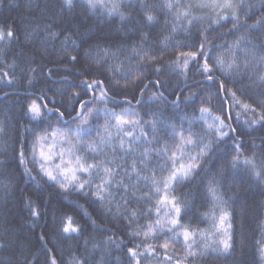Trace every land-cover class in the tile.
I'll use <instances>...</instances> for the list:
<instances>
[{
	"label": "snow or ice",
	"instance_id": "snow-or-ice-1",
	"mask_svg": "<svg viewBox=\"0 0 264 264\" xmlns=\"http://www.w3.org/2000/svg\"><path fill=\"white\" fill-rule=\"evenodd\" d=\"M5 9L0 194L19 187L17 170L35 185L20 194L41 247L24 264H264V0H0ZM113 20L114 33L100 29ZM37 38L41 59L59 41L52 67L23 48L8 59L14 42ZM15 105L28 124H12ZM250 180L261 199L246 228L233 205ZM73 193L87 203L74 202L87 225L52 207ZM96 205L101 219L123 221V235L88 212ZM87 226L101 239L84 236ZM74 236L65 256L54 241ZM18 247L0 237L10 253L0 264H14Z\"/></svg>",
	"mask_w": 264,
	"mask_h": 264
},
{
	"label": "trees",
	"instance_id": "trees-1",
	"mask_svg": "<svg viewBox=\"0 0 264 264\" xmlns=\"http://www.w3.org/2000/svg\"><path fill=\"white\" fill-rule=\"evenodd\" d=\"M19 2H26V0H19ZM34 3L40 2L41 3V7L43 6V2L44 0H33ZM49 2H54V0H49ZM80 9H77V12H79ZM33 15H38L39 16V9H35L32 13ZM200 14V13H197ZM9 15V10L5 9L3 11H0V20H3L6 16ZM12 16H15L16 13L15 11L11 12ZM162 21H163V17H161V25L157 26V29L155 31H153V36L152 39L153 40H158L159 37L157 36V32L159 31V29L162 27ZM97 20L95 17L90 18L87 22V24L85 25L86 27L88 26H94L97 25ZM119 25V21L118 20H113L110 23L108 22H99V27L102 30H106L109 33H114ZM196 28L193 27L192 29V36L187 37V40L189 43L192 42V40L195 38L194 34L196 32ZM223 30V29H221ZM119 38V36L117 37ZM137 37H130V39H136ZM176 40H185L186 37L181 34V35H177L175 37ZM231 39V37L229 38ZM23 40V37H21V41ZM59 46V41L55 42V46H50V54L47 55L46 58L41 59L40 54L43 51L41 44H40V39L37 38L33 41L32 44L28 45V46H24L23 43H15L13 44V51L9 53L8 59L10 60L12 58V56L15 54V49L17 48H23L26 56L30 57L35 55L36 56V60L37 63H42L44 65H47L48 67H52L53 65L50 63L51 61H55L57 59V56L55 55L56 49ZM182 50H188V49H182ZM158 51H160V49H158ZM176 51L175 48H173L171 45L169 46V48L164 52V61L170 60L174 58V52ZM23 63L21 62V67H23ZM17 74H19V69L17 70ZM54 76L59 75V76H64L67 75V73L65 72H59V73H53ZM162 78L164 79H171L173 85L176 83L177 81V77L175 76H166L162 74ZM45 83H49V81H41L40 83H38L36 85L37 88L39 87H43ZM0 87H2V85H0ZM155 89H151V91H154ZM191 89L185 88L184 92L185 94H187L188 91H190ZM4 91H12L11 88H5ZM21 92L24 91L23 88L20 89ZM149 93H146V97L147 95H149ZM165 95H167V93H165ZM15 97H9V100H14ZM21 99H23V96L21 97ZM133 103H135L133 101ZM215 103V101H214ZM111 106V105H110ZM122 107H126V105H122ZM153 107H155V105H153ZM5 108V104L3 102V98L2 96H0V110H3ZM120 109L117 108V111H119ZM10 115L13 117L12 119V124L15 125L16 120H21V122L23 124H28V120L26 118L22 117V114L20 112V106L19 105H15L11 107V111H10ZM100 123H102V121H100ZM0 159H5L4 157H0ZM102 159V157H101ZM17 176H18V183H19V187L16 189V191L12 194H10L7 198L3 197L2 194H0V237H3L5 235H9L11 237H13L14 239H16L19 242L20 247L17 248L16 250V256L14 259V264H24V257L27 256L29 259H31V256L33 254H37L38 249H40L41 245L40 243L37 241L36 239V232L39 231V229H35L33 230L28 223H26V221L28 220V214L27 212L23 211L22 208V201H21V194H20V190L27 188L29 190H34L35 189V185L31 180H28L27 178L24 177H20L19 176V170H17ZM41 183H43V181H41ZM250 186V188H249ZM186 188L189 186H185ZM245 189H249V191L247 192L246 195H242L240 197L239 200H237L235 202V204L233 205V207L236 210L237 213V221H239L240 219V213L243 211L246 215L249 216V219L245 220V226L246 228H248V226L252 223L251 219H250V209L252 207H254L253 204V200L255 201H260L261 197H260V192H259V188L257 187V185L255 184L254 181H248L247 184L244 185ZM57 200H59L60 202L57 203ZM57 200L53 201V205L52 207H55L56 209L60 210V211H65L68 212L69 214L75 215L77 220L81 223V224H85L87 225V217H84L80 214V211L78 208H76L74 206V202H79V204H83L87 207V203L84 199H81L78 195H76L75 193L71 194L70 196H68L67 199H61L60 197H57ZM247 202L249 205L248 209H242V205ZM99 205L93 206V207H88V212H90L92 214V216L94 218L97 219L98 223L101 224H106L109 228H113L116 232L117 235H123L122 232H120V228L123 225V221H116L113 220L112 217H108L107 219H101L97 209L99 208ZM141 223H143V221H141ZM50 231V229H49ZM89 234H94L97 238V240L101 239L102 234L99 232H94L93 228L91 226H87V230L86 232L83 234L84 236H88ZM125 239H127V237H124ZM78 242V238L77 237H73L70 241H65V240H60L59 242H55L57 249L58 250H64L65 252V256H67V246L68 244H73L75 245ZM79 243L82 244V239H79ZM130 246V245H129ZM48 247H52V243H49ZM80 251H82L83 249H79ZM22 253V254H21ZM10 253L0 249V258H4L6 256H9ZM116 255H123L122 252H115V250H113V256ZM59 259V256H58ZM43 260V256L41 254V261ZM124 264H127V259L125 257L124 260ZM154 264V262H153ZM202 264H224V261L222 260H213V259H209L206 261H203Z\"/></svg>",
	"mask_w": 264,
	"mask_h": 264
}]
</instances>
